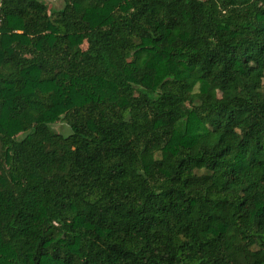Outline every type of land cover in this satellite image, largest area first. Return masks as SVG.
Here are the masks:
<instances>
[{"label":"trees","instance_id":"1","mask_svg":"<svg viewBox=\"0 0 264 264\" xmlns=\"http://www.w3.org/2000/svg\"><path fill=\"white\" fill-rule=\"evenodd\" d=\"M63 1L0 0V264H264V0Z\"/></svg>","mask_w":264,"mask_h":264},{"label":"rangeland","instance_id":"2","mask_svg":"<svg viewBox=\"0 0 264 264\" xmlns=\"http://www.w3.org/2000/svg\"><path fill=\"white\" fill-rule=\"evenodd\" d=\"M47 3L50 12L60 10L64 6L63 0H41ZM86 48V46H84ZM51 129L58 134L63 136H69L71 134V127L67 125L64 121L52 124Z\"/></svg>","mask_w":264,"mask_h":264}]
</instances>
